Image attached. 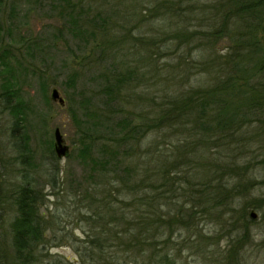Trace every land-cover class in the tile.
<instances>
[{
  "label": "rangeland",
  "instance_id": "1",
  "mask_svg": "<svg viewBox=\"0 0 264 264\" xmlns=\"http://www.w3.org/2000/svg\"><path fill=\"white\" fill-rule=\"evenodd\" d=\"M75 1L81 4L76 10L84 8L97 26L105 19L113 39L107 48L97 45L99 36L94 39L88 34L80 39L67 33L60 14L63 0H0V50L6 49V60L12 65V70H3L0 64L2 264L12 261L11 222L20 184L39 191L46 227L45 239L37 249L42 264L87 260L82 251L95 223L88 218L93 211L85 188L95 179L86 175L77 152L87 130L80 122L83 111L105 106L99 91L105 83L103 74L115 70L126 75L135 68V78L127 77L130 80L118 100L109 106L120 108L114 120L134 114L137 121L152 122L172 98L215 82L214 73L203 67L211 53L232 52L233 30L244 23H235L228 13V30L210 47L205 44L209 41L206 34L222 25L224 13L231 9L227 0H180L179 12L172 16L164 0L163 7L161 0ZM180 28L206 34L181 43L174 33ZM139 35L145 39H138ZM73 70L78 73L74 86L68 82ZM5 77H11L13 87L27 101V117L18 132L28 136L29 151L12 134L14 117L1 95ZM53 87L65 98L64 104L51 98ZM194 118L189 112L186 123L173 121L149 128L130 154L159 184L155 205L159 216L165 221L176 215L183 218L174 224L161 221L160 232L151 235L152 244L158 254L168 252L174 264H264V204L255 209L256 219L243 220L255 207L251 200L264 197V105L251 108L237 130L227 132L218 143L215 138L208 146L197 143L201 130ZM56 127L69 146V154L61 158L52 153ZM177 159L178 168L173 167ZM221 182L231 190L227 195L217 193ZM198 190L211 194L200 195ZM154 261L153 257L150 263Z\"/></svg>",
  "mask_w": 264,
  "mask_h": 264
},
{
  "label": "trees",
  "instance_id": "2",
  "mask_svg": "<svg viewBox=\"0 0 264 264\" xmlns=\"http://www.w3.org/2000/svg\"><path fill=\"white\" fill-rule=\"evenodd\" d=\"M179 1L164 0V7L171 13L170 16L172 12H179ZM227 1L231 9L224 13L222 25L216 26L212 34H206L199 29L188 32L185 28L174 32L181 43L206 34L209 41L205 44H210L211 47L220 33L228 30V13L232 14L235 23L244 20L240 27L236 26V30H233L235 37L232 52L214 55L211 53L208 64L203 67L214 73L215 82L209 87L194 89L192 93L172 98V102L169 101L155 113L150 120L152 122L137 121L136 116L133 117L134 114L114 120L120 108L116 104L109 106L118 100L122 87L131 77L136 76L135 68L130 69L126 75L115 70L103 74L105 83L99 91L104 97L105 106H94L89 108V112L86 109L80 119L87 130L82 136L77 159L88 171L86 175L95 179L85 188L86 198L93 211V215L88 218L93 219L95 224L93 232L87 233L86 245L82 251L87 260L82 264H139L140 258L144 260L141 264H151L153 257L154 264H174L168 252L166 255L156 252L151 240V235L156 230H161L159 223L165 221L159 216L155 206L159 198V184L152 178L149 169L138 166L134 156H130L131 152L139 146V138L144 131L173 121L186 123L184 120L189 112L195 114V123L201 130L197 143L208 146L215 143L216 139L218 143L227 132L237 130L242 122L244 123L245 115L251 108L264 105V0ZM63 2L60 14L65 18L67 24L64 28L68 34L80 39L86 38L88 34L94 36V39L99 36L97 45L102 50L103 46L107 48L110 45L113 39L108 36L109 29L105 19L102 18L97 26L95 18L87 16L84 8L76 10V7L81 5L79 1ZM167 2H170L168 7L165 6ZM162 3L163 0L159 5ZM160 6L163 7V4ZM137 38L145 39L140 35ZM5 51L6 49L0 50V64L3 70H12L11 63L6 60ZM215 71L222 74L217 76ZM77 80L78 73L71 71L68 82L74 86ZM44 83L43 80L42 87ZM2 84L4 106L14 117L12 134L19 137V145L29 151L28 136L18 132L27 117V101L19 95V90L13 87L11 77H5ZM14 98L17 99L16 102H13ZM82 101L89 102L88 99ZM52 153L55 154L54 150ZM174 164L173 167H179L178 159ZM168 169L163 170L164 173ZM166 179L167 177H164V180ZM217 187L219 195H227L231 191L222 182L217 183ZM38 192L34 186L20 184L14 198L16 215L11 222L13 255L10 264H42L37 249L45 239L46 227L40 214ZM196 193L205 195L209 192L207 190L201 193L198 190ZM176 221L181 223L182 215L171 216L165 222L174 224Z\"/></svg>",
  "mask_w": 264,
  "mask_h": 264
},
{
  "label": "water",
  "instance_id": "3",
  "mask_svg": "<svg viewBox=\"0 0 264 264\" xmlns=\"http://www.w3.org/2000/svg\"><path fill=\"white\" fill-rule=\"evenodd\" d=\"M51 98L53 100H57L60 104L65 103V98L60 95V92L58 88L53 87L52 92H51ZM54 144H53V149L57 157H64L69 154V146L64 143V138L63 135L60 131L59 127H56L54 130ZM254 215V213H252Z\"/></svg>",
  "mask_w": 264,
  "mask_h": 264
},
{
  "label": "flooded vegetation",
  "instance_id": "4",
  "mask_svg": "<svg viewBox=\"0 0 264 264\" xmlns=\"http://www.w3.org/2000/svg\"><path fill=\"white\" fill-rule=\"evenodd\" d=\"M263 199H264V197H255V199L251 200V204L253 205L252 207H254V206L255 207L250 209V211L248 213V218L244 216V218H243L244 221L249 220V218L256 219L258 217V212L255 209L258 208L259 205L264 204ZM252 213H254V215H252Z\"/></svg>",
  "mask_w": 264,
  "mask_h": 264
}]
</instances>
